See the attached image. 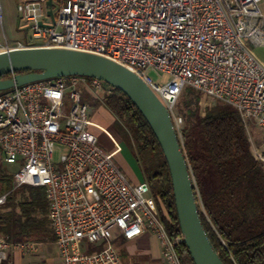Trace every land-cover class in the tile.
<instances>
[{
  "label": "built area",
  "instance_id": "built-area-1",
  "mask_svg": "<svg viewBox=\"0 0 264 264\" xmlns=\"http://www.w3.org/2000/svg\"><path fill=\"white\" fill-rule=\"evenodd\" d=\"M47 1L17 4L31 31L24 43L9 39L0 0V53L44 47L111 59L161 98L177 134L184 123L177 101L185 87L232 107L246 125L253 120L264 131V63L251 51L264 48L261 0ZM149 69L170 80L155 84ZM109 90L96 78L65 76L1 94L0 163L19 167L13 190L46 188L61 264H124L115 233L132 239L144 231L159 240L154 264H184L178 253L182 236L167 231L149 184L129 183L88 129L84 95L101 99ZM57 146L64 152L54 162ZM251 149L264 166V150ZM9 193L0 195V206ZM35 244L0 236V264L12 251L33 254Z\"/></svg>",
  "mask_w": 264,
  "mask_h": 264
},
{
  "label": "trees",
  "instance_id": "trees-1",
  "mask_svg": "<svg viewBox=\"0 0 264 264\" xmlns=\"http://www.w3.org/2000/svg\"><path fill=\"white\" fill-rule=\"evenodd\" d=\"M11 75L0 78L7 79ZM100 101L114 116V127L136 150L159 216L171 236L179 232L169 169L162 150L133 103L118 89ZM90 99V100H89ZM203 95L185 87L177 104L184 123L178 142L185 155L197 209L204 229L224 264H264V166L251 149L247 126L228 105L201 107ZM99 100V101H98ZM13 173L0 163V236L10 242L55 239L49 220L46 188L24 185L12 189ZM184 264H192L184 245L178 247Z\"/></svg>",
  "mask_w": 264,
  "mask_h": 264
},
{
  "label": "water",
  "instance_id": "water-1",
  "mask_svg": "<svg viewBox=\"0 0 264 264\" xmlns=\"http://www.w3.org/2000/svg\"><path fill=\"white\" fill-rule=\"evenodd\" d=\"M51 1H47L50 6ZM51 15V10H48ZM0 91L65 76L96 78L121 91L154 134L171 178L182 242L192 264H224L201 222L185 155L169 111L161 98L134 72L106 57L62 48L33 47L0 53Z\"/></svg>",
  "mask_w": 264,
  "mask_h": 264
},
{
  "label": "rangeland",
  "instance_id": "rangeland-1",
  "mask_svg": "<svg viewBox=\"0 0 264 264\" xmlns=\"http://www.w3.org/2000/svg\"><path fill=\"white\" fill-rule=\"evenodd\" d=\"M25 0H2L3 15L5 29L9 39L14 42L21 41L26 42L27 38H30L31 31L27 22L21 19V16L17 10V4L22 3ZM260 9L264 14V0L260 2ZM44 20L49 23L51 22L50 17H45ZM251 51L259 56L264 61V48L251 47ZM147 75L153 80V82L159 86L165 84L170 80V77L166 74H158L153 70H147ZM3 91H0V95ZM91 98V97H90ZM94 98H91L93 100ZM90 100V99H89ZM100 100V99H99ZM98 100V101H99ZM93 101L90 102L88 115H89V126L88 129L92 131L97 139V145L106 151L112 160L115 162L117 167L121 170L126 178L135 179L138 181L145 180L143 170L138 162L136 156V150L127 141V139L121 135L114 127V116L110 113L102 104L93 105ZM215 101L209 98H203L201 101V107H213ZM178 113V111L176 110ZM93 126L96 128L94 129ZM93 128V130H92ZM264 137V136H263ZM64 152L62 148L58 146L54 148L53 161L58 162L61 154ZM10 171L14 174L18 171L19 167L16 165H9ZM56 258H59L58 250L54 245L38 246L37 253L34 254L33 261L35 264H44L50 261L51 264H57Z\"/></svg>",
  "mask_w": 264,
  "mask_h": 264
},
{
  "label": "crops",
  "instance_id": "crops-1",
  "mask_svg": "<svg viewBox=\"0 0 264 264\" xmlns=\"http://www.w3.org/2000/svg\"><path fill=\"white\" fill-rule=\"evenodd\" d=\"M261 62L264 63L263 60L259 56H257ZM247 131L248 136L251 142V146L253 148L264 150V131H262L257 124L250 120L248 122ZM94 129H96L93 126ZM92 128V130H93ZM91 131V130H90ZM92 132V131H91ZM93 134V133H92ZM95 136V135H94ZM127 181L131 184H137L140 182L135 179L127 178ZM156 204V203H155ZM157 207V206H156ZM114 243L120 248L121 256L123 258L124 264H154L159 262L160 260V244L158 238L149 231H144L139 236L132 239H125L123 236L115 233ZM36 251L31 255H20V253L12 251L9 253L8 262L5 264H35L33 261L34 254L37 253L38 246H48L54 245L56 248V244L53 241L47 242H35ZM57 264H61V260L56 258ZM52 261L48 263L44 262V264H51Z\"/></svg>",
  "mask_w": 264,
  "mask_h": 264
}]
</instances>
